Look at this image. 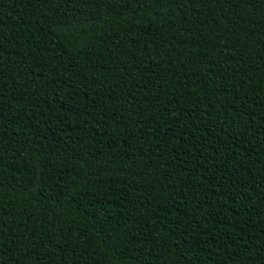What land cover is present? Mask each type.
Listing matches in <instances>:
<instances>
[{
  "label": "trees",
  "instance_id": "trees-1",
  "mask_svg": "<svg viewBox=\"0 0 264 264\" xmlns=\"http://www.w3.org/2000/svg\"><path fill=\"white\" fill-rule=\"evenodd\" d=\"M0 264H264V0H0Z\"/></svg>",
  "mask_w": 264,
  "mask_h": 264
}]
</instances>
